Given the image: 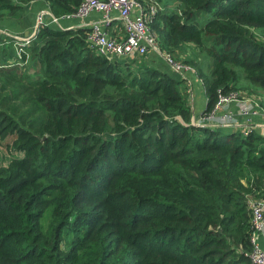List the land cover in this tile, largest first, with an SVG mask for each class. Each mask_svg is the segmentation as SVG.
Returning a JSON list of instances; mask_svg holds the SVG:
<instances>
[{
  "label": "trees",
  "instance_id": "trees-1",
  "mask_svg": "<svg viewBox=\"0 0 264 264\" xmlns=\"http://www.w3.org/2000/svg\"><path fill=\"white\" fill-rule=\"evenodd\" d=\"M28 1L0 0V18L20 20ZM46 1L59 16L81 0ZM168 4L151 22L162 49L192 42L211 58L208 72L185 60L205 113L220 91L264 106V0ZM87 30L47 21L21 56L16 39L0 46V138L14 153L0 158V264H256L264 133L197 124L183 79L95 51Z\"/></svg>",
  "mask_w": 264,
  "mask_h": 264
},
{
  "label": "built area",
  "instance_id": "built-area-1",
  "mask_svg": "<svg viewBox=\"0 0 264 264\" xmlns=\"http://www.w3.org/2000/svg\"><path fill=\"white\" fill-rule=\"evenodd\" d=\"M163 4L160 0H81L76 9L72 12L64 13L59 16L54 15L49 10L50 20L59 23L61 17L78 16L85 17L91 10L95 9L101 12V19L105 25L110 24L114 11L118 13L123 22L125 34L121 38H115L107 34L98 24H93L86 33V40L89 46L99 53L108 56L115 54L135 53L137 55L146 54L149 49L163 52L166 59L176 69H186L187 64L174 59L171 52L163 50L158 39L156 30L152 27L151 22ZM43 12H40L36 18V28L43 24ZM36 31V30H35ZM35 33V32H34ZM33 33V34H34ZM32 34V35H33ZM29 42V38L16 40L15 49L19 56L22 53L23 45ZM25 62V61H24ZM232 100H238L241 110L248 116L255 114L264 115V106L256 96H241L237 91L223 92L220 91L215 107L203 118L193 120L197 124H210L218 119L217 109L227 106ZM222 120L227 123L228 118L224 115ZM253 126H244L241 130L247 133L252 130ZM250 206L252 208V221L254 233L251 236L252 247L248 254L256 264H264V248L259 244L256 238V231L264 229V199L251 198Z\"/></svg>",
  "mask_w": 264,
  "mask_h": 264
},
{
  "label": "crops",
  "instance_id": "crops-1",
  "mask_svg": "<svg viewBox=\"0 0 264 264\" xmlns=\"http://www.w3.org/2000/svg\"><path fill=\"white\" fill-rule=\"evenodd\" d=\"M166 1H163V5ZM166 6V5H165ZM49 5L46 0H30L23 5L22 17L20 20L17 17L0 18V46H5L10 43V39L22 40L29 38L36 30V18L40 12H43V21H51L49 17ZM60 27H84L89 29L93 24L107 32L108 35L121 38L125 31L123 22L119 18L116 11L112 14L110 24L105 25L101 19V12L95 9L91 10L85 17L69 16L61 17L58 21ZM15 40V41H16ZM139 56L135 53L115 54L112 58H120L129 60L131 57ZM143 59H146L150 64L157 66L160 69L168 71L179 79L184 80L185 90L188 93L189 102L192 105V119L199 120L203 118L208 105V94L204 83L194 66L186 63L187 68L178 70L168 62L163 52L159 50L149 49L146 54H143ZM218 119L211 121L212 125L221 126L224 129H242L244 126L252 125L259 132L264 133V115L255 114L248 116L241 110V105L238 100H232L227 106L217 109ZM228 118L226 124L222 120L223 116ZM256 238L259 244L264 248V229L256 231Z\"/></svg>",
  "mask_w": 264,
  "mask_h": 264
},
{
  "label": "rangeland",
  "instance_id": "rangeland-1",
  "mask_svg": "<svg viewBox=\"0 0 264 264\" xmlns=\"http://www.w3.org/2000/svg\"><path fill=\"white\" fill-rule=\"evenodd\" d=\"M163 1H165V0H160V2L162 4H163ZM173 1L174 0H166V3H169L171 5V7H173ZM162 9H165V8L163 7ZM172 55H173L174 59L181 61L185 64H186L185 60L188 58H191V59H193L192 60L193 64H199V62H200V64L202 65L203 71H205V72L209 71V65L211 62L210 56L206 53V51H201L192 42L185 43V45L182 46L181 49H179L176 52H172ZM135 59H138V57L130 58L129 61H133ZM26 62L28 65L27 70L33 71V68H31V66L28 64L27 60H26ZM34 66H35V64H34ZM247 83H248V80L246 78H243V80L241 81V84L244 85ZM242 91L243 92H241V93H247L246 90H242ZM256 97L260 99V97H258V96H256ZM205 115H206V113H203V116H205ZM6 141L8 142L7 144H6ZM10 141H11V137L7 136V135L4 136L3 138H0V158H2L1 162H3V163H8L10 161V159H12L13 154H14V153H12L11 148H10V143H11Z\"/></svg>",
  "mask_w": 264,
  "mask_h": 264
}]
</instances>
